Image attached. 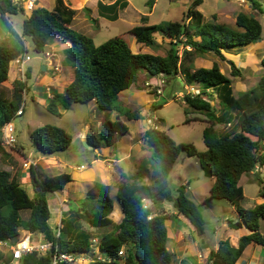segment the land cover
<instances>
[{"label": "trees", "instance_id": "1", "mask_svg": "<svg viewBox=\"0 0 264 264\" xmlns=\"http://www.w3.org/2000/svg\"><path fill=\"white\" fill-rule=\"evenodd\" d=\"M98 1L100 10L109 9L114 13L112 20H116L118 8L124 9L127 5L125 0H111L114 1L111 5H104L101 1L105 0ZM246 1L255 10L262 11L259 1ZM202 3L203 0H194L182 21L147 25L148 18L143 16V25L131 29L136 42L149 48L156 46L154 36L162 33L164 39L169 40L170 48L165 56H160L135 53L122 37L97 46L91 37L72 28L77 11L64 0H56L53 10L44 7L34 9L24 20L22 32L18 33L10 23L9 16L19 12L24 14V10L18 8L13 0H0V19L10 33L0 44V86L13 90L11 100L0 98V152L4 151L1 129L17 117L16 113L24 102V92L30 89L27 86V80L31 77L29 69L25 81H11L10 77L12 61L28 53V38L32 40L37 53H44L55 39L71 43L65 50L70 77L63 83L64 92L54 94L48 103V110L57 116L62 115L60 109L68 110L79 103L95 102L103 111H115L120 94L137 86L140 73L145 72L148 77L161 74L183 76L188 84H198L201 93L186 95L183 100L194 109L208 113L211 118L210 125L203 131L204 151L191 143H176L158 129L149 128L145 131L143 143L153 150L152 160L159 171L152 174L153 179L149 173L148 176L142 175L139 182L132 181L134 176L132 180L128 177L131 184L123 183L118 187L116 199L123 212L120 223L111 218L115 203L110 196V187L97 182L94 184L86 194L85 200L95 203L93 211L86 212V221L94 228H112V231L98 237L97 245L93 243L97 238L83 231L75 239L66 240L61 229L60 236L56 237L50 225L48 196L73 182L71 174L43 176L39 166L32 165L28 173L34 191L31 196L21 184L20 172L12 174L0 170V241L15 243L23 231L55 241L62 252L90 255L94 259L91 264H173L174 254L167 247V222L181 215L201 235L205 229L202 205L188 195V187L180 185L178 195L173 196L170 175L180 155L186 153L189 157L197 158L203 173L214 179L209 200H227L239 213L240 221L231 222L229 227L234 230L246 227L248 231L240 237L237 247L228 240L220 241L218 249L207 255L208 264H237L250 245L264 249V233L260 231V222L264 220V187L259 192L262 203L246 209L242 206L245 194L240 184L245 174H252L264 167V152H260L261 143L264 142V75L255 87L234 97L233 81L221 72L218 63H214L211 68H194L197 57L215 54L225 60L224 51L232 52L235 48L257 43L262 39L263 27L256 17L244 12L237 15L234 25L205 21L198 10ZM149 4L152 9L153 3ZM261 64L264 68V57ZM230 69L233 77H242V71L236 63H231ZM211 89L218 90L226 104L237 112H233V117L239 121L238 130H232L231 120L225 114L217 113L210 103L211 99L206 98L207 92L213 91ZM240 113L243 115L241 120ZM123 115L130 121L141 117L139 111H126ZM211 121H216V124H211ZM217 124L230 130L221 132ZM128 131V126L120 119L108 121L99 136L88 135L87 141L93 149L113 147L116 137L126 135ZM31 140L34 149L43 156L65 152L73 141L66 130L54 125L34 129ZM23 157L24 165L28 156L23 153ZM144 200L154 205L173 202L178 213H167L164 209L162 213L154 212L152 208L144 207ZM25 211L29 212L27 219L22 217ZM67 223L69 225L70 221ZM93 248H96L97 253H94ZM2 259L6 264H11V256L5 257L0 250ZM50 262V255L39 256L34 253L24 256L20 264ZM182 264L188 263L183 261Z\"/></svg>", "mask_w": 264, "mask_h": 264}, {"label": "rangeland", "instance_id": "2", "mask_svg": "<svg viewBox=\"0 0 264 264\" xmlns=\"http://www.w3.org/2000/svg\"><path fill=\"white\" fill-rule=\"evenodd\" d=\"M43 1L47 2V0H39V2ZM68 1L73 5L84 2V0ZM128 1L130 3L129 7L121 12V18L115 22L100 18V21L96 23L91 16V10L89 12L84 11L80 15L87 21H85L86 24L77 25L79 33L91 37L97 46L110 39L122 37L130 44L135 53L165 56L170 44L168 39H164L162 33H157L154 36L157 42L156 46L149 48L136 42L131 29L137 25H143V16L148 18V22L145 23L147 25H162L168 21H182L184 14H186L194 0ZM257 1L262 5L261 12L255 10L252 4L246 0H203L202 5L198 7L205 21L208 22L217 21L234 25L237 15L244 12L256 17L263 27L260 41L252 44V46L235 48L232 50L233 53L224 51L225 60H221L215 54H206L204 57L196 58V60H200L198 68H211L214 63H218L221 72L233 81L234 97L255 87L264 75V68L261 64L264 57V0ZM13 2L17 4L18 8L24 10V14L19 12L16 15L9 16V21L14 29L21 33L23 22L27 17L25 13L31 14V11H27L22 0H13ZM94 2L93 0H88L84 5L89 9H93ZM149 2L153 3L152 9ZM93 11H97V8L95 7ZM79 19L81 18L79 17ZM6 36H10V33L0 19V44ZM26 46L28 54L32 57L28 65L31 77L27 80V86L30 89L24 92V114L20 117H15L12 121L18 142L13 147H4V151L0 152V170L10 171L12 174L20 172L19 179L21 184L31 196L34 191L29 179V166H24L22 163L23 153L28 156L25 159L26 162L33 158L36 159V165L39 166L43 176L53 177L63 173L71 174L74 181L69 183L63 191L58 192L60 200L67 199L62 207L59 206L53 194L48 196L51 212L50 225L54 231L57 230L59 220L63 218L62 233L64 239L73 240L83 231L97 238L98 241V237L112 231L111 227H91L86 221V212L92 210L95 203L85 200V194H87L89 186L84 180V176L92 178L95 173H98L97 169L101 170L104 168L103 165L93 162L96 154H94V149L88 144L87 136H99L106 122L120 119L128 126L130 134L117 136L116 143L112 148L101 146V150L105 148L102 152L109 148L113 154L107 155L114 156L116 152L118 157L122 158L130 146L132 148L135 147L134 150H131L133 151L131 157L124 159L119 164H115L120 168V171L110 168L116 178L114 184L111 183L110 194L117 207H115L117 210L114 209L115 213L113 215L116 223H120L123 218V212L116 199L118 187L123 183L131 184L132 176H134L132 181L135 180L136 182L141 181L142 175L148 176V173L149 177L153 179L152 174L159 171L152 160L153 150L144 143V145L138 143L143 142V131H147L154 125V128H158L160 132L168 135L176 143H191L199 150H206L203 131L210 125L211 118L208 113H202L194 109L180 98L181 94L186 93L187 87V89L192 88L183 76L182 78L181 76L162 74V77L149 76L147 79L145 72H142L139 75L137 84L141 88L136 89L135 87L137 86H133L131 91H124L120 94L116 102L118 109L115 111H103L93 102L89 104L79 103L72 105L68 110L60 109L62 115L57 116L48 110L49 98L45 92L47 89L45 85L47 83L46 76L52 78L54 75L48 69V64L51 61H46L44 54L46 51L51 52L52 46H47L44 53H37L34 50L32 40L29 38L26 40ZM54 52L57 54L55 59L59 62L62 61L61 69L63 73L61 76H65V73L67 74L68 72L66 54L61 49V45L60 47L57 45ZM231 61L236 63L237 67L242 71V77L235 78L231 75L229 63ZM14 73L12 72L10 76L12 81L20 78L19 75L16 74L15 76ZM162 78L163 83H161ZM146 82H150L155 86L158 85L161 88L162 95L158 96L155 90L147 88ZM53 86L55 89H60L59 85L53 84ZM195 88H199V85L196 84ZM211 92H213V95ZM12 97L13 90L10 87L0 86V98L11 100ZM206 98L208 100L211 99L210 103L217 113L225 114V117L231 120V129L238 130L239 121L233 117L234 110L222 99L219 91H208ZM126 111H139L141 117L138 120L130 121L123 115ZM234 113L237 114V112ZM242 116L240 113L239 120H241ZM148 120L152 121V125L148 124ZM212 123L216 124V121H211ZM44 125H54L66 130L73 139L70 148L53 156H43L38 153L33 147L31 133L34 129ZM216 126L221 132L230 130L218 124ZM261 147L262 150L260 152H264V142L261 143ZM82 165L84 166L83 169L80 168ZM101 177L100 174V177L96 178L98 179V181L96 180L97 183H101L99 181ZM170 180L174 197L178 195L177 189L180 185L188 187V195L196 203L202 205L201 209L205 221V229L202 235L184 216L179 215V217L177 216L172 221L167 222L169 236L167 247L174 254L173 264H182L183 261H187L188 264H208L207 255L211 251L218 249L220 241L228 240L232 245H238L240 237L248 232L247 228L234 230L229 227L231 222L240 221V215L236 208L227 200H209L210 189L214 179L207 177L203 173L197 158L189 157L186 153H182L174 166ZM145 182L147 181L145 180ZM240 184L244 188L245 197L242 202L244 208H254L257 204L262 203L263 199L259 197V192L264 187V167L258 168L252 174H245ZM113 185L115 188H113ZM68 203L70 204L69 206ZM143 204L152 208L154 212L162 213L164 209L167 213H178L173 202L166 201L162 204L154 205L151 201L146 200V203ZM66 208L72 210L71 214L67 213ZM77 214L83 216H76ZM28 215V211L22 213V217L25 219L28 218ZM68 220L70 221L69 225L67 223ZM260 231L264 233V220L260 222ZM20 234L23 236L25 233L22 231ZM35 237L38 238V234H35ZM94 245L97 244L94 243ZM4 251V256H8L9 253L5 248ZM263 260L264 249L260 246H249L237 264H263Z\"/></svg>", "mask_w": 264, "mask_h": 264}, {"label": "built area", "instance_id": "3", "mask_svg": "<svg viewBox=\"0 0 264 264\" xmlns=\"http://www.w3.org/2000/svg\"><path fill=\"white\" fill-rule=\"evenodd\" d=\"M37 4L38 0H27L25 7L27 8V11H33L37 8ZM45 57L49 59L53 57V55L49 52H46ZM31 60L32 57L28 53H25L16 58L11 63L15 67L17 75L20 76L19 79L22 81H25L28 65ZM53 68L55 71H59L58 66L54 65ZM161 83H163V81H161ZM146 86H148L150 89L156 90L157 95H162V91L158 86L152 84L150 85V83H147ZM190 94L197 95L199 94V91L194 89H187L185 94L180 95V98L184 99L186 95ZM24 105L25 104H23L20 110L17 111V117H20L24 114ZM1 141L4 147H13L17 144L18 140L15 135V128L11 122L7 123L1 129ZM32 165L36 166L35 160L33 159L24 164V166H29V168ZM83 168L84 166H82V169ZM144 207L147 206L144 205ZM61 229L62 224L60 223L57 230H55L56 237L60 236ZM24 233L25 234L23 236H21L20 234V237L15 243H11L10 241H0V250H2L3 253H5L4 248L8 251L9 255L11 256V264H19L24 256L34 253L38 254L39 256L50 255V264H91L94 261L93 257L90 258V255L62 252L55 241H49L44 239L43 237L36 238L35 234H31L29 232ZM94 250V253H97L96 248ZM120 254H122V252ZM97 258L102 259V257L100 256H97ZM0 264H6V262L2 259L0 260Z\"/></svg>", "mask_w": 264, "mask_h": 264}, {"label": "crops", "instance_id": "4", "mask_svg": "<svg viewBox=\"0 0 264 264\" xmlns=\"http://www.w3.org/2000/svg\"><path fill=\"white\" fill-rule=\"evenodd\" d=\"M25 4H26V1L27 0H22ZM65 1V3L68 5V6H70L71 8H73V9H75L76 11H77V15H76V17L74 18V21H73V23H72V28L74 29V30H76L77 32H80L79 31V29H77V25H80L81 23H84V24H86L85 23V21H87L83 16L81 17V15L80 14H82V13H84V11H90L91 10V16H92V18H93V20L97 23L98 21H100V18H103V19H106V20H112V17H113V14L114 13H112L111 12V10H109V9H103V10H100L99 9V6H98V0H93V1H95L94 3L96 4H94V8L92 9V8H88L87 6H85L84 4L86 3V1H88V0H84V2L83 3H81V4H78V5H73L72 3H70L68 0H64ZM104 5H111V4H113L114 3V1H111V0H105V1H101ZM125 2H127V5L125 6V8L124 9H122V7H120V8H118V10H117V13H118V16H117V18H116V20H112V21H118L120 18H121V12L122 11H124L125 9H127L128 7H129V5H130V3H129V1L128 0H125ZM14 4H16V3H14ZM17 5V4H16ZM55 5H56V0H47V2L46 1H43V2H39V0H38V7H44V8H46V9H49V10H53L54 8H55ZM120 6V5H119ZM95 7L97 8V11H93V10H95ZM25 15L26 16H30V14L28 13H25ZM79 17L81 18V19H79ZM58 39H55L54 41H52L50 44H49V46H52L51 47V52H49V51H47V52H49V53H51L52 55H53V57H51V58H49V59H47V58H45V60L46 61H51V63L50 64H48L49 66V70H51L52 72H53V77L52 78H48L47 76H46V96L48 97V98H50L51 96H53L54 94H56V93H63L64 92V88H63V83L65 82V81H67L68 79H69V77H70V72H69V69H68V67H67V69H68V72H67V74L65 73V76H61L62 75V69H61V64H62V61L61 62H59L57 59H55L56 57H57V54L54 52L55 51V47L58 45L59 47H60V45H61V49H63L64 50V52H65V50L66 49H68L70 46H71V43H69V42H63V41H61V40H58ZM140 45V44H139ZM252 46V45H251ZM225 52H223V54H224ZM231 53H233V52H231ZM224 57H225V55H224ZM199 59L198 60H196L195 61V69H196V67L198 66V63H199ZM54 65L55 66H58L59 67V71L57 72V71H55L54 70ZM11 66V73L13 72H16V70H15V67L11 64L10 65ZM14 67V68H13ZM28 68H29V66H28ZM15 71H14V70ZM31 69V68H30ZM197 69H198V67H197ZM192 71H194V69L192 70ZM15 74V76H16V74L17 73H14ZM146 74V73H145ZM145 77H147V75H145ZM148 79V78H147ZM12 81V80H11ZM53 84H55V85H59L60 86V89H55V87L53 86ZM136 89H140L141 87L138 85L137 87H135ZM55 89V90H54ZM47 90H48V92H47ZM130 91L132 90L131 88L129 89ZM128 91V90H127ZM50 92H52V93H50ZM43 94H44V91H43ZM52 94V95H51ZM93 103H95V102H93ZM154 109H155V107H153ZM149 128V127H148ZM147 128V129H148ZM144 133H145V131H143ZM143 133V134H144ZM128 134H130V131H128ZM87 136V135H86ZM139 144H141L142 143V145H144L143 144V142L141 141V142H138ZM109 148H112V147H109ZM106 149V150H104L103 152H102V150L103 149H105V148H103L102 150L101 149H94V154H96V158L93 160V162L94 163H99V164H101V165H103V169H97V172L98 173H95V176L94 177H85L84 176V180L86 181V183H88V186H89V188H88V191L90 190V188H92L93 187V183L95 182L96 183V180L98 181V179H96L97 177H100V174H101V179L99 180L102 184H104V185H106V186H109L110 187V194H111V183H113L114 184V180H116V178H115V176H114V174H112V172H111V170H110V168L112 169H115L116 171H120V168L117 166V165H115V164H119L120 162H122L124 159H127L128 157H131V153L133 152V151H131L132 149L134 150V148L135 147H133L132 148V146H130V148L128 149V151H127V153L122 157V158H119L118 157V155H117V153L115 152L114 153V156H112V155H107V154H113L111 151H110V149ZM33 160H35V163H36V159L35 158H33ZM37 164V163H36ZM83 166V165H82ZM82 166L80 167L81 169H82ZM109 168V169H108ZM100 171H102V173H100ZM73 178V177H72ZM90 178V179H89ZM94 179H95V181H94ZM73 181H74V179H73ZM113 188H115V186L113 185ZM64 190V189H63ZM63 190H61V191H63ZM118 191V190H117ZM58 192H60V191H58ZM58 192H55L53 195H54V197L57 199V201H58V204H59V206L60 207H62L65 203H66V200L67 199H63V200H60V198H59V196H58ZM117 194V193H116ZM86 195V194H85ZM70 204L68 203V206H69ZM49 206H50V203H49ZM115 207H116V205H115ZM117 208V207H116ZM115 210H117V209H115ZM66 211H67V213L68 214H70V212L72 211L71 209H69V208H66ZM114 213H115V211L112 213V215H111V218L113 219V215H114ZM63 219V218H62ZM114 220V219H113ZM61 219L59 220V223H61ZM115 221V220H114ZM59 223H58V225H59ZM118 223V222H117ZM27 233V232H26ZM38 237H41V235H38ZM233 246H235V247H237L236 245H233ZM251 246V245H250ZM247 250V249H246ZM245 250V251H246ZM20 264V263H19Z\"/></svg>", "mask_w": 264, "mask_h": 264}, {"label": "clouds", "instance_id": "5", "mask_svg": "<svg viewBox=\"0 0 264 264\" xmlns=\"http://www.w3.org/2000/svg\"><path fill=\"white\" fill-rule=\"evenodd\" d=\"M37 7H38V4H37ZM31 12H32V11H31ZM46 52H47V51H46ZM46 52H45V53H46ZM44 55H45V54H44ZM45 58H46V57H45ZM231 62H232V61H231ZM232 63H233V62H232ZM230 65H231V64H230ZM27 71H28V70H27ZM162 76H163V75L161 74V75H159V76H156V78H159V77H162ZM26 78H27V77H26ZM147 78H149V77L147 76ZM19 80H20V79H19ZM162 80H163V78L161 79V81H162ZM165 80H166V79H165ZM147 83H150V82H146L145 85H146ZM151 84H152V83H150V85H151ZM152 85H154V84H152ZM156 86H158V85H156ZM191 87H192L191 89L198 90V91H199V94L201 93V88H200V86H199V88H195V85H191ZM147 88H149V87L147 86ZM187 88H188V87H187ZM187 88H186V91H187ZM160 89H161V88H160ZM155 91H156V90H155ZM156 94H157V92H156ZM190 95H191V94H190ZM197 95H198V94H197ZM158 96H159V95H158ZM24 102H25V100H24ZM24 102H23V104H25ZM23 104H22V105H23ZM24 106H25V105H24ZM11 123H12V122H11ZM149 123L152 125V121H151V120H148V124H149ZM149 126H150V125H149ZM154 127H155V126L152 125V128H153V129H158V128H154ZM150 128H151V127H150ZM3 147H4V146H3ZM31 167H32V166H31ZM31 167H30V168H31ZM30 168H29V169H30ZM143 203H146V200H144ZM61 222H62V221H61ZM61 224H62V223H61ZM93 242L96 243V244L98 243L97 239H94ZM93 249H94V248H93ZM90 258H91V256H90Z\"/></svg>", "mask_w": 264, "mask_h": 264}, {"label": "water", "instance_id": "6", "mask_svg": "<svg viewBox=\"0 0 264 264\" xmlns=\"http://www.w3.org/2000/svg\"><path fill=\"white\" fill-rule=\"evenodd\" d=\"M230 64L232 63V62H229Z\"/></svg>", "mask_w": 264, "mask_h": 264}]
</instances>
